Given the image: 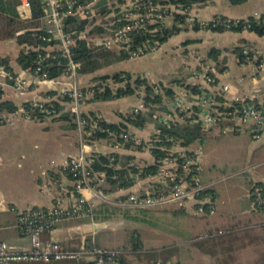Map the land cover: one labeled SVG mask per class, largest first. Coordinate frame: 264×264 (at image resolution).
<instances>
[{"label":"crops","instance_id":"obj_1","mask_svg":"<svg viewBox=\"0 0 264 264\" xmlns=\"http://www.w3.org/2000/svg\"><path fill=\"white\" fill-rule=\"evenodd\" d=\"M107 0H92L95 6L100 2L106 4ZM20 0L15 4L18 29L14 36H0V56L6 57L13 73L24 77L29 85L26 88H15L10 79L0 71L1 100H10L15 105L33 100H40L49 91H53V99L62 98L61 93L71 85V79L60 75L53 79L41 80L35 78L30 72L23 70L17 62V57L29 45H21L16 40V35L22 32L21 26L31 22L30 17L22 18L19 14ZM195 14L201 19H210L213 16L231 18H244L264 14V0H195L191 4ZM6 13L0 11V28ZM44 19H42L43 23ZM16 25L14 24V27ZM181 30L170 36L160 44L159 50L136 58H125L109 65L103 66L93 73L80 74V84L87 88L92 84L94 76L112 74L117 71H127L132 79L136 76L147 79L150 83L161 82L165 86H172L176 94L185 93L186 90L173 79H180L181 83L196 84L201 80L192 75V69L211 67V71L222 83L229 84V90L223 94V99H230L234 95L257 94V100H262L264 90V68L255 63H243L233 51L235 46H248L255 52H264V36L249 30L222 32L208 28L195 29L188 24H183ZM2 32V31H1ZM49 50L57 48L56 45L47 47ZM211 48L220 51L219 60H223L225 70L218 71L215 61L209 56ZM173 57V58H171ZM179 60L178 69L174 63ZM118 84H111L115 87ZM92 93H88L80 109L84 115L93 113L96 117L110 123H119L122 115L138 106L142 102V90H135L133 94L121 96L110 100H91ZM187 98H189L187 96ZM62 102V100H60ZM172 99L163 98L162 105L167 108ZM64 111L68 106L64 104ZM144 109V108H142ZM166 111L158 110L156 114L162 118ZM62 118L54 119L53 116L38 120L21 115L15 116L11 121L0 122V212L11 216L9 223L0 225V240H4L17 249L25 250L30 247V239L23 234L17 224L22 213L50 206L57 197L69 200L71 196V180L63 169L64 161L79 151V136L76 123ZM158 118L147 121L144 127L128 126L125 132L129 140L136 143L144 142L141 148L135 146L114 148L112 137L99 139L92 145L85 147L87 152L110 153L118 155L119 163L125 162L124 155H132L139 165L153 162L154 158L149 150V141L152 134L157 132ZM226 132L242 133L247 131L227 130ZM249 133L251 136L253 134ZM264 135V132L257 135ZM210 139L188 146L189 149H199L198 175L202 184L208 187L213 194L214 212L199 214L195 205L189 204L186 208H178L174 204L163 206L165 210L177 213V225L172 235V246L163 244L161 238L141 239L132 235L129 248L114 246L106 243L101 245L97 240V230L108 227L110 221L92 219L69 221V218L58 221L54 227L42 234L44 239H51L60 243L68 250L81 248L85 243L97 246L118 248L123 252L124 260L129 264H151L158 260H170L176 264H264V211L257 210L254 206L251 189L254 184L260 183L264 187V172L254 171L253 165L241 168L230 174L218 177L212 172H203V161L216 168L214 147L210 151L203 150L201 143ZM201 146V147H200ZM248 161V160H247ZM246 162V161H245ZM220 165V164H219ZM249 173L247 179H233L239 173ZM148 179L143 178L135 182L124 192L144 190ZM144 187V188H143ZM143 188V189H142ZM99 206V205H98ZM111 206V205H109ZM115 207V206H112ZM116 209H124L115 207ZM160 208V207H159ZM128 209V208H125ZM134 209V208H131ZM153 209V208H147ZM138 210V209H136ZM222 231V232H219ZM91 233V237L89 236ZM157 240L162 246L156 244ZM24 264H89V257L79 259H59L47 262L33 260ZM11 262V261H10ZM9 262V263H10ZM17 262V261H16ZM8 263V264H9Z\"/></svg>","mask_w":264,"mask_h":264},{"label":"built area","instance_id":"obj_2","mask_svg":"<svg viewBox=\"0 0 264 264\" xmlns=\"http://www.w3.org/2000/svg\"><path fill=\"white\" fill-rule=\"evenodd\" d=\"M46 16L43 25L34 30L33 35L41 40H47L51 36L59 39L56 47L61 55L67 59L64 75L71 79V85L65 88L61 96L67 99L62 100V104L68 106V111L74 117L79 136V151L64 161L63 169L71 180V196L65 201L57 197L53 203L45 208L24 212L18 220L19 230L30 239V247L20 250L11 246L4 240H0V264H8L10 261L33 260L47 262L59 259H79L89 257L90 264H121V249L97 246L93 243H85L81 248L68 250L63 248L59 242L44 239L42 234L50 231L54 225L63 219L73 217H86L92 219L94 209L100 204H107L119 208H159L167 204H174L178 208H186L189 204L195 205V211L199 214L212 213L215 210L213 204V194L207 186L202 184L198 175L200 150L189 149L188 147L173 144L167 150V155L163 157L157 166L154 174L143 177L148 179L144 190H134L124 192L126 188H119L114 192H107L103 189L105 175L94 171L93 153L87 152L85 147L97 141L91 138L94 132L101 126L90 121L81 111L80 107L84 103L91 90L84 89L79 82L80 63L73 59L72 49L74 39L62 30V15H77L80 18H97L99 22L101 16L98 7L94 3H80L76 0H46ZM106 8L110 14L106 17L109 25V33L98 39L106 48H116L124 50L128 58H136L159 49L160 42L154 38L138 40L136 36L145 33H154L159 29L158 24H164L167 17L174 21V14L181 13L185 16L186 24L198 25L200 28H213L222 26L226 29L230 27H250L248 17L231 18L225 16H213L210 19H201L193 11L192 6H182L165 2V0H107ZM19 14L22 18L30 17V0H20ZM259 19L260 15L253 16ZM177 25L182 26L183 23ZM264 26V19L262 20ZM40 49V47H38ZM45 53L38 54V65L31 74L41 80L49 79L47 71L39 64L44 63L50 56L49 49L44 47ZM243 63H255L259 68H264V52L258 53L243 46ZM208 68L200 65L192 69V75L199 78L200 87L206 91L200 94L185 93L175 94L171 105L160 120L163 123L181 121L184 117H189V121L199 122L203 128H208L224 120L228 122L225 129L233 131H247L257 136L264 132V90L262 100H257V94L234 95L230 99L217 100V95L223 96L229 90L228 83H222L217 76L207 73ZM0 71L12 81L15 88H26L29 85L27 79L21 76H12L4 65L0 64ZM156 90H159L155 86ZM187 96L189 98H187ZM53 100V96L46 94L40 100H33L31 104L38 106L46 116H57L63 109L50 107L44 103ZM193 105L197 106L196 109ZM220 105L222 108H220ZM144 108L143 101L131 111H138ZM180 113H182L180 115ZM21 115L30 117L22 107L13 112L0 111V122L11 121L15 116ZM109 137L114 139L111 132ZM124 142L129 140L128 132L121 134ZM108 138V137H107ZM202 140L197 139V142ZM121 143L114 139L112 146L120 148ZM187 152H191L189 155ZM137 177L135 182L143 179ZM134 182V183H135ZM142 188V189H143ZM254 206L257 210L264 211V187L254 184L251 189ZM264 227V223H263ZM222 232V231H219ZM151 264H176L170 260H158Z\"/></svg>","mask_w":264,"mask_h":264},{"label":"trees","instance_id":"obj_3","mask_svg":"<svg viewBox=\"0 0 264 264\" xmlns=\"http://www.w3.org/2000/svg\"><path fill=\"white\" fill-rule=\"evenodd\" d=\"M92 0H76L80 3H89ZM195 0H165L172 4H179L182 6H190ZM232 2H238L240 0H231ZM17 0H0V11L6 13L3 16L1 24L4 23L2 28H0V36L8 37L14 36L18 29V22L15 19L16 11L15 4ZM32 17L34 20L21 26L22 32L16 35V40L21 45H29L28 49L22 48L20 51L17 62L23 70L30 73L34 72V69L38 65V54L45 53L44 47H49L51 45H56L59 43V39L55 36H51L47 40H41L37 36L33 35L34 30H37L43 25L42 19L46 16V6L43 5L40 0H30ZM98 13L101 16V20L98 22L97 18H80L77 15H62V30L64 33L69 34L74 39V47L72 49V57L80 63L79 73L89 74L93 73L97 69L109 65L111 63L117 62L119 60L128 57L124 50L116 48H106L102 43H98V39L109 33V25H107L106 17L109 16L110 10L106 8L104 2L99 3ZM185 16L181 13L174 14V25L172 27H167L165 24H158L159 29L154 33H145L142 36H136L138 40L144 39H157L160 43L167 40L170 36L181 30L178 23L186 24L184 20ZM248 22L250 27L243 29L241 27H230L226 29L222 26H217L209 28L213 31L222 32L224 30L242 31L249 30L257 33L258 35L264 36V26H262V20L264 19V14L260 15L259 19L253 18V16L248 17ZM14 24L16 25L14 27ZM195 29L198 25H193ZM2 31V32H1ZM40 47V49L38 48ZM243 46L233 47V51L237 54L240 62L243 60L242 53ZM48 50V48H47ZM50 56L44 63L41 64L47 71V77L53 79L60 75H63L67 65V59L61 55L58 48H53L49 50ZM220 51L216 48H211L208 52V56L215 61V67L218 71L222 72L225 70L223 65V60H219ZM0 64L4 65L5 69L9 71L12 76H16L13 73L9 61L6 57L0 56ZM207 73L212 74L211 67H208ZM12 81L10 80V83ZM92 84L88 87L92 91L90 97L91 100H110L118 98L121 96L133 94L135 90H142V101L144 103V109H139L138 111H128L125 115H122L123 120L119 123H110L96 117L93 113L85 115L91 122H97L103 131L97 130L93 133L91 138L92 141H97L102 138L109 137L108 132H111L114 139L123 144L125 147L135 146L141 148L145 143H136L134 140L130 139L124 142L121 134L125 133L128 126H134L137 128H142L147 121L154 119H159L156 123V128L158 129L156 133L152 134L150 138L149 150L153 155V162L146 165H139L133 161L134 157L132 155L122 156L125 162H118V155L115 152L110 153H95L93 169L94 171L101 172L105 175V183L103 189L107 192H114L119 188H128L134 184L137 177H145L148 174H154L157 170L159 161L167 155V150L163 147L169 148L173 144H179L183 147H188L194 144L197 139H219L225 129L228 126V122L224 120H219L212 126L208 128H203L199 122L189 121V117H184L181 121H172L168 124L163 123L160 120V116L156 114V111L162 110L166 111V107L162 105L163 98L172 99L176 91L171 86H165L161 82L150 83L147 79L140 76H136L132 79L131 75L127 71H117L112 74H103L99 76H94L91 79ZM172 82L177 83L182 86L186 91L192 94H200L203 91L199 85L196 84H185L181 83L180 79H173ZM111 84H118L115 87H111ZM155 86L159 90L155 89ZM87 89V88H84ZM49 94L53 95V91H49ZM0 92V98H1ZM217 100L223 101L222 96L217 95ZM67 99L66 96H62L61 99H53L46 102L44 105H49L50 107L63 109L57 116H53L54 119L62 118L71 121V115L67 111H64V105L60 100ZM19 107H22L26 112L29 113L31 118L38 120H44L45 115L43 111L40 110L38 106H33L31 101L22 103L20 106L15 105L10 100L0 99V111L13 112ZM197 106L193 105L196 109ZM220 108L222 106L220 105ZM182 113H180L181 115ZM74 118V117H73ZM75 124V121L72 122ZM237 132V131H234ZM191 155V152H187ZM68 175V174H67ZM69 177V175H68ZM260 184V183H256ZM261 185V184H260ZM117 210L115 207L109 206L107 204L100 203L94 209V216L102 215L103 217L107 213ZM261 211V210H260ZM263 211V210H262ZM93 216V217H94ZM91 263V262H90ZM89 263V264H90ZM121 264H129L124 260L123 254L121 256Z\"/></svg>","mask_w":264,"mask_h":264},{"label":"rangeland","instance_id":"obj_4","mask_svg":"<svg viewBox=\"0 0 264 264\" xmlns=\"http://www.w3.org/2000/svg\"><path fill=\"white\" fill-rule=\"evenodd\" d=\"M164 24L170 28L174 25V21L171 17H167L164 20ZM178 63L179 60L177 59L176 63H174L176 69H178ZM201 146L205 151H210V148L214 147V153L212 154L216 157L215 161L218 163L216 168H213V166L206 163L204 158L203 172L208 173L211 171L215 176L221 177L249 165H253L254 171L264 172V135L256 137L251 136L247 132H226L225 136L220 140L210 139L201 143ZM247 177H249V173L246 171L235 175L233 179L241 180L247 179ZM105 216H107L105 220L110 221V224L108 227H101L97 230L98 243L101 245L106 243L109 247L120 246L122 248L130 247L132 235H136L141 239L161 238L164 239L162 240L163 244L170 246L172 244V235L176 229V222L178 221V218H176L177 213L165 210L163 206L138 210L131 208L117 209L107 213ZM87 219L89 218L73 217L69 218V221H87ZM96 219L103 220L104 218L101 215ZM10 220L11 216L0 212V225L9 223ZM89 236L91 237V233H89ZM158 243L157 241L156 244ZM24 262L11 261L9 264H24Z\"/></svg>","mask_w":264,"mask_h":264},{"label":"water","instance_id":"obj_5","mask_svg":"<svg viewBox=\"0 0 264 264\" xmlns=\"http://www.w3.org/2000/svg\"><path fill=\"white\" fill-rule=\"evenodd\" d=\"M40 2L45 5L46 0H40Z\"/></svg>","mask_w":264,"mask_h":264}]
</instances>
